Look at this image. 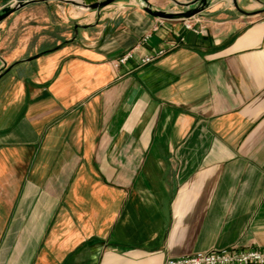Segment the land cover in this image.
Masks as SVG:
<instances>
[{"label":"crops","instance_id":"1","mask_svg":"<svg viewBox=\"0 0 264 264\" xmlns=\"http://www.w3.org/2000/svg\"><path fill=\"white\" fill-rule=\"evenodd\" d=\"M45 2L0 23V264L264 246V12L211 0L196 33L133 9L59 44L25 25Z\"/></svg>","mask_w":264,"mask_h":264},{"label":"rangeland","instance_id":"2","mask_svg":"<svg viewBox=\"0 0 264 264\" xmlns=\"http://www.w3.org/2000/svg\"><path fill=\"white\" fill-rule=\"evenodd\" d=\"M45 3L35 5L32 9L34 18H30L29 21L26 22L25 25H29L34 22L38 23L40 27H45L50 25L51 36L56 35V42L59 44H63L71 38L75 37L74 28L76 24H95L98 21V17L100 16V24L107 23L108 21H112L111 17H115V19H123L127 15L128 12L133 9H138L139 14L147 15V13L143 10L141 5V0H119L106 8H104L100 13L96 11H88L83 10L71 3H67L65 0H45ZM86 3H93L98 0H80ZM154 8L162 9L166 11L172 12H180L185 8L183 6L177 5L174 0H149ZM182 3H188L193 0H177ZM230 3V1H229ZM30 16L32 14H29ZM48 15L49 20H48ZM120 16V18H117ZM151 17V16H149ZM152 18V17H151ZM155 19V18H154ZM157 19V18H156ZM159 19V18H158ZM198 20L199 18L196 17ZM165 21H177V20H165ZM94 27V26H93ZM80 28L79 34L77 35V39L88 42L87 38H83L81 36V32L88 33L91 37L97 36V30L94 28ZM48 31V28H42L41 32L43 36V32ZM48 34H45V41H47ZM53 37H51L52 40ZM43 50V49H42Z\"/></svg>","mask_w":264,"mask_h":264},{"label":"built area","instance_id":"3","mask_svg":"<svg viewBox=\"0 0 264 264\" xmlns=\"http://www.w3.org/2000/svg\"><path fill=\"white\" fill-rule=\"evenodd\" d=\"M196 17L197 16L180 21H182L185 29L192 30L196 33L204 32L203 28L197 27V23L199 21L196 19ZM159 20L165 21V19ZM150 37L151 35L147 34L144 37V41L149 40ZM184 40V37L180 38V41ZM176 44L177 42L175 41V43L172 44V47H175ZM168 51V48H161L157 51H154L153 53L142 57L141 64H150L157 58L166 54ZM131 57H133V54L127 53L117 61L116 66H119V64H124ZM165 264H264V246L241 247L239 245H233L228 248H215L189 255L171 256L166 260Z\"/></svg>","mask_w":264,"mask_h":264},{"label":"water","instance_id":"4","mask_svg":"<svg viewBox=\"0 0 264 264\" xmlns=\"http://www.w3.org/2000/svg\"><path fill=\"white\" fill-rule=\"evenodd\" d=\"M32 1L33 0H16L14 3L7 5L3 7L2 9H0V23ZM65 1L79 8H83L84 10L96 11L100 13L104 8H106L107 6L115 2H118L119 0H98L93 3H86V2L79 3L75 0H65ZM174 1L178 5L183 6L185 9L180 12H172V11L157 9L152 6L149 0H141V5H142L143 10L148 15L154 18L165 19V20H177V21L195 17L201 14L204 10L208 9L211 6V0H193L188 3H182L177 0H174ZM234 4L242 13L247 14V15H254V14L264 12V4H263L262 9L258 11L244 10L243 8L239 6L238 0H234ZM90 26L91 24H87V25L76 24L74 28L75 37H77V35L79 34L80 28H89ZM39 56L40 55H37L35 57H30V58L25 59L24 61H30ZM13 67L14 65H11L8 69H6V64L3 62V60L0 57V75H2L4 72L10 70Z\"/></svg>","mask_w":264,"mask_h":264},{"label":"bare ground","instance_id":"5","mask_svg":"<svg viewBox=\"0 0 264 264\" xmlns=\"http://www.w3.org/2000/svg\"><path fill=\"white\" fill-rule=\"evenodd\" d=\"M75 1H77V2H79V3H82L83 1H80V0H75ZM81 9H83V8H81ZM84 10V9H83Z\"/></svg>","mask_w":264,"mask_h":264}]
</instances>
